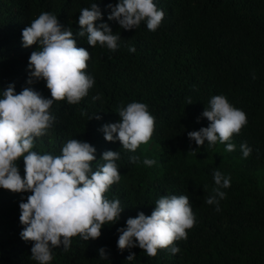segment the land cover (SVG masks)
<instances>
[{
    "label": "trees",
    "instance_id": "trees-1",
    "mask_svg": "<svg viewBox=\"0 0 264 264\" xmlns=\"http://www.w3.org/2000/svg\"><path fill=\"white\" fill-rule=\"evenodd\" d=\"M94 2L102 13L96 23L119 33L115 51L99 43L91 47L86 37L76 35L80 10ZM116 2L0 0V90L14 83L17 93L27 86L51 98L43 79L26 84L28 57L37 45L25 48L21 40L22 29L43 11L70 27L77 47L91 57L85 72L95 83L88 95L77 104L54 101L49 111L55 122L35 139L32 150L55 156L67 140H82L96 148L93 169L103 163L105 150L120 154V180L104 194L120 200V218L104 225L95 240L77 235L68 251L54 248L50 264H264V0H153L165 14L155 31L144 22L125 30L109 21L106 5ZM97 94L100 98L93 100ZM213 95L225 96L246 113L247 124L228 141L234 151L219 141L197 148L187 135L208 125L201 114ZM134 101L148 106L155 130L147 144L130 152L118 140L106 141L100 129L118 122V110ZM96 113L100 120H88ZM245 142L252 149L247 158L240 149ZM133 155L141 162L130 163ZM144 158L156 163L146 166ZM17 164L23 177V158ZM214 170L230 177V187L221 189L226 197L219 200V211L205 202L214 194ZM29 194L0 188V264H38L30 257L32 242L20 237L19 202ZM173 194L188 196L196 221L186 230L187 239L175 242L180 251L158 249L154 257L138 246L120 251L117 228L138 212L150 215L161 195ZM101 247L107 260L99 258ZM130 252L135 258L127 260Z\"/></svg>",
    "mask_w": 264,
    "mask_h": 264
},
{
    "label": "clouds",
    "instance_id": "clouds-1",
    "mask_svg": "<svg viewBox=\"0 0 264 264\" xmlns=\"http://www.w3.org/2000/svg\"><path fill=\"white\" fill-rule=\"evenodd\" d=\"M106 7L110 9L108 20L116 21L125 30L136 29L144 22L149 31H155L165 15L153 0H117ZM101 18L97 3L82 8L76 35L86 37L91 47L99 43L115 51L119 46V33L114 34L107 23L97 24ZM21 40L25 48L37 45L28 57L30 71L26 84L43 79L51 98L27 86L17 93L14 83L0 90V188L13 193H30L26 200L22 197L19 202V221L24 226L20 237L32 242L31 259L38 264H50L54 248L62 246L68 251L71 238L77 235L84 241L95 240L104 225L120 218L124 210L120 200H110L104 195L120 180L116 163L120 154L105 150L100 156L103 163L93 169L96 148L82 140H67L60 155L32 150L35 139L45 135L55 122V116L49 111L53 102L66 99L69 104H77L88 95L95 81L85 72L90 53L77 47L72 29L62 25L56 15L41 12L22 29ZM129 51L135 52V48L130 46ZM99 98L97 94L93 100ZM192 102L189 98L187 104ZM118 115V122L101 126L106 141L118 140L123 149L135 152L141 144L151 140L155 118L146 104L128 103L118 110ZM201 115L209 121L208 125L187 133L197 148L205 141L210 146L219 141L225 144L226 151H234L235 144L228 141L247 124L246 113L231 105L225 96L213 95ZM93 117L101 119L96 113L88 120ZM240 149L245 158L252 152L246 142ZM20 158H23V177L17 164ZM129 162L140 163L141 160L133 155ZM142 163L152 166L156 161L144 158ZM213 180L214 194L205 202L215 204L219 211V200L226 197L221 189L230 187V177L214 170ZM195 222L187 195H161L150 215L138 212L135 217L126 219L125 227L117 228V248L123 251L138 246L149 257L156 256L157 250L163 248H170L171 253L176 254L180 249L175 242L187 239L186 230ZM98 254L100 259L107 260L104 247L98 249ZM134 258L135 253L131 252L126 257L127 260Z\"/></svg>",
    "mask_w": 264,
    "mask_h": 264
}]
</instances>
